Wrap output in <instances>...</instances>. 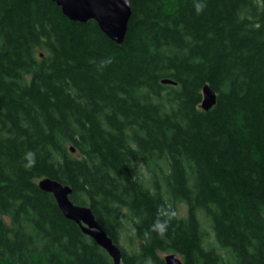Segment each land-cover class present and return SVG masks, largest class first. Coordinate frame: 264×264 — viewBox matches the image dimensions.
I'll use <instances>...</instances> for the list:
<instances>
[{"label":"trees","instance_id":"1","mask_svg":"<svg viewBox=\"0 0 264 264\" xmlns=\"http://www.w3.org/2000/svg\"><path fill=\"white\" fill-rule=\"evenodd\" d=\"M130 1L119 44L52 0H0V264H114L44 177L124 264H264V0ZM162 206L177 212L164 237Z\"/></svg>","mask_w":264,"mask_h":264},{"label":"water","instance_id":"2","mask_svg":"<svg viewBox=\"0 0 264 264\" xmlns=\"http://www.w3.org/2000/svg\"><path fill=\"white\" fill-rule=\"evenodd\" d=\"M72 20L87 22L95 20L102 31L119 44H123L127 35L129 21L132 16L130 0H52ZM165 83H173L170 79ZM217 102V93L209 84L203 87L202 108L211 109ZM39 186L54 195L61 211L68 219L76 222L82 231L95 240L112 257L114 264H124L120 246L113 240L96 218L92 208L80 205L72 198L70 185L51 177L40 179ZM165 264H184L177 253L165 256Z\"/></svg>","mask_w":264,"mask_h":264},{"label":"clouds","instance_id":"3","mask_svg":"<svg viewBox=\"0 0 264 264\" xmlns=\"http://www.w3.org/2000/svg\"><path fill=\"white\" fill-rule=\"evenodd\" d=\"M203 5H201V10ZM110 62V61H109ZM24 159L27 161L24 165L26 169H31L36 163V154L32 151L25 153ZM177 218V212L172 207H161L153 223L150 225V231L155 232L158 236L164 237L173 220Z\"/></svg>","mask_w":264,"mask_h":264},{"label":"rangeland","instance_id":"4","mask_svg":"<svg viewBox=\"0 0 264 264\" xmlns=\"http://www.w3.org/2000/svg\"><path fill=\"white\" fill-rule=\"evenodd\" d=\"M186 208H187V206H186L185 204H183V203H180V204H179V210H180V213H185ZM205 227H206V230H207L208 233H209V237H210V239H212V237H213V232H212V230H211V228H210V225H209L208 223H206V224H205ZM122 244H123L125 247L129 248L130 244H129V241H128V238H127V237H123V239H122ZM171 253H172V252H170V253H169V252H163V253H162V256H163V258H165L166 255L171 254Z\"/></svg>","mask_w":264,"mask_h":264}]
</instances>
